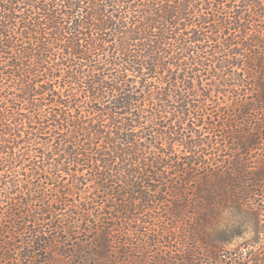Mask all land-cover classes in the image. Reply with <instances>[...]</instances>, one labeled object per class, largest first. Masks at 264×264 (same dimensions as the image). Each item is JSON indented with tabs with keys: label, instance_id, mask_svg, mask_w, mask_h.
<instances>
[{
	"label": "trees",
	"instance_id": "1",
	"mask_svg": "<svg viewBox=\"0 0 264 264\" xmlns=\"http://www.w3.org/2000/svg\"><path fill=\"white\" fill-rule=\"evenodd\" d=\"M206 124L224 143L218 150L244 159L200 170L217 155L207 152ZM158 186L168 187L161 198L139 190ZM15 193L37 207L25 217L43 223L31 263L64 244L56 235L69 228L46 222L52 214L92 217L105 236L161 201L174 202L165 213L176 219L199 199L209 220L227 202L258 223L264 0H0L1 210L6 199L17 206ZM74 197L81 207H68ZM108 209L123 224L106 226ZM221 254L213 264H241L243 253Z\"/></svg>",
	"mask_w": 264,
	"mask_h": 264
},
{
	"label": "rangeland",
	"instance_id": "2",
	"mask_svg": "<svg viewBox=\"0 0 264 264\" xmlns=\"http://www.w3.org/2000/svg\"><path fill=\"white\" fill-rule=\"evenodd\" d=\"M218 108L219 106L216 109ZM217 112L214 113L217 116L210 118V123H213L214 126L220 121L219 117L223 110L221 113ZM207 124L199 127L202 131H207L203 137L214 142V147L207 148V152L208 154L216 153V157H218L214 158L213 155H208L206 163L198 167L200 170L204 168L212 170L217 166L216 164H219V168L224 171L237 158L244 159L236 156L234 151L225 149L222 152L218 150L217 146L220 145L221 147L224 143L221 144L222 139L214 135ZM221 148L224 149L223 146ZM179 156L185 159V162L190 160L188 157H183L185 154ZM230 167L233 168L234 166L230 164ZM217 171L219 172V170ZM183 174L184 172L180 175L181 180L191 176L187 173L186 176ZM179 183L187 187L186 183L184 184L182 181ZM143 185H147V183H143ZM191 185L192 188L189 191L188 187ZM188 187L186 190L193 194L196 192L197 183L189 182ZM165 188L158 186L154 187L152 191H150L151 187L148 189L140 188L139 190L143 194L150 193L151 197L161 198L168 192V187ZM126 190L129 191L128 188ZM17 194H14L17 206H7L10 201L6 199L3 210L0 209V264H213L214 257H218L221 253L228 261L234 258V253L238 255L243 253V258L239 263L264 264V202H261V207L258 205L260 214H258L257 223L254 215H241L236 207L227 202L221 203L216 212L217 217L209 220L205 209L208 210V207L204 201L201 202L199 199L195 202L185 203L182 215L177 216L176 219H169V214L165 213V207H172L174 202L161 201L159 208L152 215L151 211L149 214H139L137 215L139 220L135 224L130 223V228H126V226L116 227L117 230H111L105 236L100 235L101 232L95 233L92 230L91 226L94 224L92 217L86 221H78L79 216L76 215V222H71L74 220L71 217L74 215L73 211L68 212V215L63 213V215L57 216L56 220H53L54 215L52 214L51 218L47 217L46 222L56 221L60 226L64 223L67 230L69 228L65 234L56 233V238H59L58 241L64 242V244H59V247L52 248V250L48 248L46 258L38 257L31 263L26 259L27 255H30L31 250L37 251L42 248H39L37 244L30 243V241L34 231L41 228L39 224L43 225V223H39L42 221H37L36 217L35 219L25 217L29 209L35 211L37 207L32 206L25 197L19 198L20 196ZM151 199L154 200L155 198ZM251 199L256 204L259 203L256 197ZM66 202L68 207L74 205L81 207V201L75 197L71 198L70 201L67 199ZM163 202L164 204H162ZM107 204L111 203L107 201ZM175 208L178 211L182 209L178 206ZM256 209L255 207L254 210ZM110 212L111 210L108 209L107 217L103 220L106 226L113 223L116 226L120 223L123 224V220L117 214ZM192 217L194 218L193 229L190 226V224L192 225ZM59 220H61V224ZM82 226L89 231L85 230L86 232H84L81 229ZM38 232L40 233V230ZM94 238L110 240L109 247H99L92 240Z\"/></svg>",
	"mask_w": 264,
	"mask_h": 264
}]
</instances>
